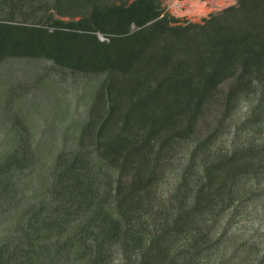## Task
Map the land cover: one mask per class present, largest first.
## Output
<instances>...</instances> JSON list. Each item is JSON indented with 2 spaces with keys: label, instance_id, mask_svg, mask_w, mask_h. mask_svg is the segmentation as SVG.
<instances>
[{
  "label": "trees",
  "instance_id": "trees-1",
  "mask_svg": "<svg viewBox=\"0 0 264 264\" xmlns=\"http://www.w3.org/2000/svg\"><path fill=\"white\" fill-rule=\"evenodd\" d=\"M10 57L105 77L34 199L18 180L37 160L25 128L0 160V208L16 212L0 264H264L251 215L264 197V0L201 21L164 0H0ZM241 100L248 115L230 123Z\"/></svg>",
  "mask_w": 264,
  "mask_h": 264
},
{
  "label": "rangeland",
  "instance_id": "rangeland-1",
  "mask_svg": "<svg viewBox=\"0 0 264 264\" xmlns=\"http://www.w3.org/2000/svg\"><path fill=\"white\" fill-rule=\"evenodd\" d=\"M237 0H164L175 16L201 21L212 12L236 3ZM103 38L102 35H99ZM105 75L86 74L61 68L52 60L32 57H10L0 63V160L13 150L21 137L19 127L25 128L32 141L36 163L18 175L24 200L34 199L45 190L55 156L62 150L77 146L82 126L88 119L90 106ZM249 101L241 100L230 123L245 119ZM217 111L209 112L201 123L205 132L213 124ZM179 163V159L176 160ZM176 166L167 178L165 189L176 177ZM252 217L264 222V197L251 206ZM16 212L0 208V240L14 225Z\"/></svg>",
  "mask_w": 264,
  "mask_h": 264
}]
</instances>
